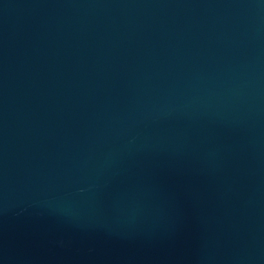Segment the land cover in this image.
I'll return each instance as SVG.
<instances>
[{
	"label": "water",
	"instance_id": "water-1",
	"mask_svg": "<svg viewBox=\"0 0 264 264\" xmlns=\"http://www.w3.org/2000/svg\"><path fill=\"white\" fill-rule=\"evenodd\" d=\"M0 264H264V0H0Z\"/></svg>",
	"mask_w": 264,
	"mask_h": 264
}]
</instances>
